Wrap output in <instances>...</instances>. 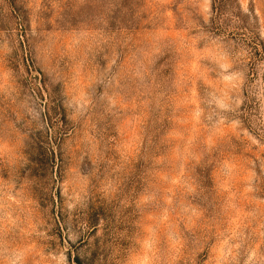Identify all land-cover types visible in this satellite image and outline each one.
Instances as JSON below:
<instances>
[{
	"label": "rangeland",
	"instance_id": "obj_1",
	"mask_svg": "<svg viewBox=\"0 0 264 264\" xmlns=\"http://www.w3.org/2000/svg\"><path fill=\"white\" fill-rule=\"evenodd\" d=\"M0 264H264V0H0Z\"/></svg>",
	"mask_w": 264,
	"mask_h": 264
}]
</instances>
